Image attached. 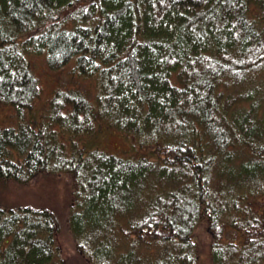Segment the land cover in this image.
<instances>
[{"label":"trees","instance_id":"trees-1","mask_svg":"<svg viewBox=\"0 0 264 264\" xmlns=\"http://www.w3.org/2000/svg\"><path fill=\"white\" fill-rule=\"evenodd\" d=\"M33 55L75 77L39 111ZM0 105V180L70 192L0 203V264H65L61 225L89 264H264V0H0Z\"/></svg>","mask_w":264,"mask_h":264},{"label":"rangeland","instance_id":"rangeland-1","mask_svg":"<svg viewBox=\"0 0 264 264\" xmlns=\"http://www.w3.org/2000/svg\"><path fill=\"white\" fill-rule=\"evenodd\" d=\"M32 60L33 72L41 86V93L35 100V109L39 111L58 85H70L75 77H72L69 73L71 65L52 71L48 68L42 56L33 55ZM80 82H83V86H85L86 80ZM16 124L17 120L12 108L0 105V127L5 125L15 126ZM94 139V144L110 152L123 153L130 150L129 140L110 128L100 130L97 138ZM66 181L63 176L48 174L40 175L37 179L25 185L17 184L11 180H0V203L10 206L21 204L48 206L63 221L67 214L70 196L69 184ZM199 236H201V240L205 237L202 232L199 233ZM56 237L65 264H89L77 254L71 235L63 225H61ZM202 249H204L202 251L203 258L199 261L200 264H211L207 250L203 247Z\"/></svg>","mask_w":264,"mask_h":264}]
</instances>
